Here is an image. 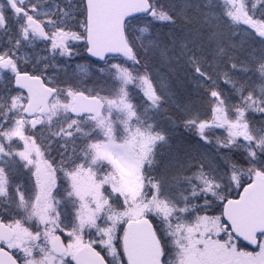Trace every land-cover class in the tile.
I'll return each instance as SVG.
<instances>
[{"label":"snow or ice","instance_id":"1","mask_svg":"<svg viewBox=\"0 0 264 264\" xmlns=\"http://www.w3.org/2000/svg\"><path fill=\"white\" fill-rule=\"evenodd\" d=\"M0 264H264V0H0Z\"/></svg>","mask_w":264,"mask_h":264}]
</instances>
